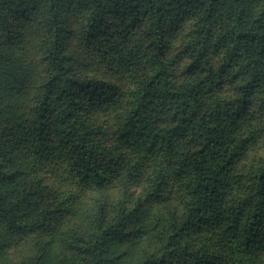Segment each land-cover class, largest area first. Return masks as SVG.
<instances>
[{
    "label": "trees",
    "instance_id": "1",
    "mask_svg": "<svg viewBox=\"0 0 264 264\" xmlns=\"http://www.w3.org/2000/svg\"><path fill=\"white\" fill-rule=\"evenodd\" d=\"M0 47L20 100L0 111V153L64 164L82 187L142 176L163 212L160 252L140 264H264V0H0ZM10 161L2 231L54 233L73 199L39 175L10 188ZM119 227L70 247L120 264L105 250Z\"/></svg>",
    "mask_w": 264,
    "mask_h": 264
},
{
    "label": "rangeland",
    "instance_id": "2",
    "mask_svg": "<svg viewBox=\"0 0 264 264\" xmlns=\"http://www.w3.org/2000/svg\"><path fill=\"white\" fill-rule=\"evenodd\" d=\"M15 45L10 47L17 56L13 48ZM1 48L0 111L9 110L6 114H12L20 100L10 94L12 90H4L3 86L9 87L11 83L15 72L14 62ZM26 51L28 52V49ZM29 54L32 59H36L34 52ZM102 75L105 76L106 73L103 71ZM5 123L0 124V127ZM11 145H6L5 152L0 153V160H11L6 167L18 171L16 180L12 184L8 183L10 188L23 185L20 187L25 189L35 175H39L57 195L71 198L74 203L70 214L60 220L54 233L11 238L4 234L0 227V264H34L39 260L49 264H85L84 254L73 251L71 243L78 246L89 245L98 231L110 225L116 226L117 223H120L118 233L108 240L105 250L108 255H120V264H140L146 256L160 252V227L155 225V220L163 212V206L146 200L145 180L142 176L132 180L123 177L103 188L82 187L69 177L64 164L59 167L51 162L36 172L29 170L26 160L19 154L21 151ZM254 151L257 153L256 157L259 156L257 159L264 156V135L260 144L254 147ZM124 206L126 208L122 211ZM125 214L130 217L121 216Z\"/></svg>",
    "mask_w": 264,
    "mask_h": 264
}]
</instances>
